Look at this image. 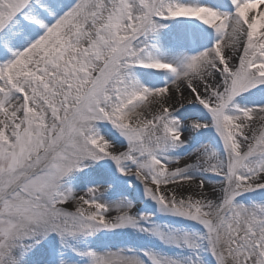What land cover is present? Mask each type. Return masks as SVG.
I'll use <instances>...</instances> for the list:
<instances>
[{"label":"snow or ice","instance_id":"6c2138e0","mask_svg":"<svg viewBox=\"0 0 264 264\" xmlns=\"http://www.w3.org/2000/svg\"><path fill=\"white\" fill-rule=\"evenodd\" d=\"M0 264H264V0H0Z\"/></svg>","mask_w":264,"mask_h":264},{"label":"bare ground","instance_id":"6f19581e","mask_svg":"<svg viewBox=\"0 0 264 264\" xmlns=\"http://www.w3.org/2000/svg\"><path fill=\"white\" fill-rule=\"evenodd\" d=\"M212 188H213V182H209V184L206 186L205 191L210 193V192H212ZM218 188H219V185H216V192H217ZM216 192L214 194H216Z\"/></svg>","mask_w":264,"mask_h":264},{"label":"rangeland","instance_id":"374dc122","mask_svg":"<svg viewBox=\"0 0 264 264\" xmlns=\"http://www.w3.org/2000/svg\"><path fill=\"white\" fill-rule=\"evenodd\" d=\"M218 194H219V188H218L216 194H214L213 192H210V193H209V195H218Z\"/></svg>","mask_w":264,"mask_h":264}]
</instances>
